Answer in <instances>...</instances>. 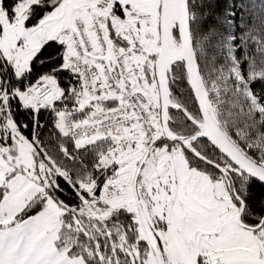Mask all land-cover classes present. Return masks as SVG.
I'll return each instance as SVG.
<instances>
[{
  "label": "snow or ice",
  "instance_id": "6c2138e0",
  "mask_svg": "<svg viewBox=\"0 0 264 264\" xmlns=\"http://www.w3.org/2000/svg\"><path fill=\"white\" fill-rule=\"evenodd\" d=\"M0 264H264V0H0Z\"/></svg>",
  "mask_w": 264,
  "mask_h": 264
}]
</instances>
